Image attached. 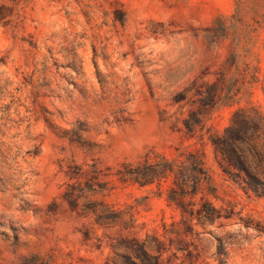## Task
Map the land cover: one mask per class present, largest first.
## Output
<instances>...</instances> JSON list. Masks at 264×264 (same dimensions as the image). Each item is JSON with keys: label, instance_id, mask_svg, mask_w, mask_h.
Here are the masks:
<instances>
[{"label": "rangeland", "instance_id": "obj_1", "mask_svg": "<svg viewBox=\"0 0 264 264\" xmlns=\"http://www.w3.org/2000/svg\"><path fill=\"white\" fill-rule=\"evenodd\" d=\"M187 150L212 223L119 178ZM261 181L264 0H0V264H264Z\"/></svg>", "mask_w": 264, "mask_h": 264}, {"label": "trees", "instance_id": "obj_2", "mask_svg": "<svg viewBox=\"0 0 264 264\" xmlns=\"http://www.w3.org/2000/svg\"><path fill=\"white\" fill-rule=\"evenodd\" d=\"M211 96L210 94V97ZM185 124L190 135L193 134L191 133L194 130L191 119H187ZM242 140H244V135L240 133L234 137L233 142ZM212 142L217 152L222 153H225L226 148H230L232 145V143L230 144L228 142L225 144L218 139H212ZM236 155L237 159L229 155V163L236 168L246 170L250 177L255 179L245 168L243 154L238 152ZM203 156V153L198 151H180L178 155L172 159L162 156L155 162L146 161L145 164L136 167L126 166L127 169L119 170L118 174L122 182L139 183L141 186L156 183L160 190V195L162 194L163 181L171 180L166 200L181 210L185 220H191V217H196L202 223H212L221 216L220 210L206 200L204 196L201 197L202 201L195 200V197H197L200 192H203L207 185L211 186L213 183V175L210 168L206 165ZM220 164L226 172L233 174V171H230L223 163ZM260 183L264 187V182L261 181ZM118 218V211H112L111 213L102 211L98 214L97 220L101 222L106 220V222L112 224L115 223ZM126 241L128 246L133 247L137 258L143 261L146 260L140 253L141 247L138 245V239L131 238L126 239ZM147 264L151 263L148 262Z\"/></svg>", "mask_w": 264, "mask_h": 264}]
</instances>
